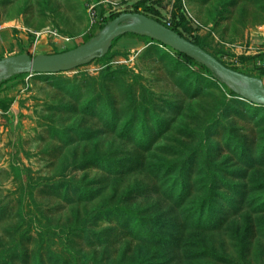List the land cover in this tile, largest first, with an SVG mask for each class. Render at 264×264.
Here are the masks:
<instances>
[{
	"label": "rangeland",
	"instance_id": "1",
	"mask_svg": "<svg viewBox=\"0 0 264 264\" xmlns=\"http://www.w3.org/2000/svg\"><path fill=\"white\" fill-rule=\"evenodd\" d=\"M138 3L264 86V0H0V59L73 49ZM216 77L123 35L0 84V264H264V107Z\"/></svg>",
	"mask_w": 264,
	"mask_h": 264
},
{
	"label": "water",
	"instance_id": "2",
	"mask_svg": "<svg viewBox=\"0 0 264 264\" xmlns=\"http://www.w3.org/2000/svg\"><path fill=\"white\" fill-rule=\"evenodd\" d=\"M125 34L148 37L184 54L221 77L243 98L264 106V86L259 78L229 69L200 46L159 21L137 12L120 13L108 23L104 32L94 35L73 49L54 54H19L1 58L0 70H5V78L19 74H56L70 71L105 55L113 40ZM240 84L247 86L248 90Z\"/></svg>",
	"mask_w": 264,
	"mask_h": 264
},
{
	"label": "trees",
	"instance_id": "3",
	"mask_svg": "<svg viewBox=\"0 0 264 264\" xmlns=\"http://www.w3.org/2000/svg\"><path fill=\"white\" fill-rule=\"evenodd\" d=\"M141 5H142V3H138V4H136L135 5V7H136V11H138V8L139 7H141ZM138 13H140L139 11H138ZM155 20H157V19H155ZM157 21H159L160 23H162L163 25H165L166 27H168V28H170V29H172V30H174L175 32H177L178 34H180L181 35V33H180V31H179V26H184V21L182 20L180 23H172V24H167L166 22H163V21H160V20H157ZM125 35H127V36H132V37H138V38H141V39H144V40H147V41H152V42H155V43H157V44H161L160 42H157V41H154V40H151V39H149L148 37H143V36H138V35H135V34H125ZM182 36V35H181ZM121 37V36H120ZM91 38V37H90ZM89 38V39H90ZM119 37H117L116 39H118ZM116 39H114L113 40V42H112V45H113V43H114V41L116 40ZM192 43H194V42H192ZM194 44H196V45H198V46H200L198 43H194ZM112 45H111V47H112ZM161 45H163V44H161ZM165 46V45H164ZM167 47V46H166ZM201 47V46H200ZM170 48V47H169ZM202 48V47H201ZM176 53H177V55L179 56V57H181L183 60H185L186 62H188V63H191V64H193V65H195V66H197V68H198V70L201 72V73H204V74H208V75H210V76H212V77H214V78H217L216 77V75L212 72V71H210L209 69H207L205 66H203V65H201V64H199V63H197L196 61H194V60H192V59H190L189 57H187V56H185L184 54H181V53H179V52H177V51H175ZM107 54V53H106ZM106 54L105 55H103L102 57H100V58H96V59H104L105 58V56H106ZM43 74H46V73H43ZM22 75H25V74H19V75H14V76H12V77H10V78H8V79H3V80H1L0 81V84H2V83H5V82H7L8 80H10V79H12V78H17V77H19V76H22ZM233 93H235V92H233ZM253 104H255V103H253ZM258 106H263V105H258ZM264 107V106H263ZM160 122V121H159ZM124 129H126V127H124ZM132 128H130L129 130H127L128 132L131 130ZM147 130L148 129H144V128H141V130L140 131H142L141 133H140V135H138L136 138L137 139H141V138H143V141L144 140H146L144 143H147V141H148V137H149V134H147ZM130 135H133L132 133H130ZM137 142H139V141H137ZM106 162V161H105ZM213 189V190H212ZM182 190V193L181 194H184L185 193V189L184 188H182L181 189ZM213 195H215V192H214V185L212 186L211 184L208 186V196L206 197V199H205V201H206V203H209L210 201L212 202V197L211 196H213ZM203 204V202L201 203V205ZM201 208V207H200ZM199 208V209H200ZM202 212V211H201Z\"/></svg>",
	"mask_w": 264,
	"mask_h": 264
}]
</instances>
